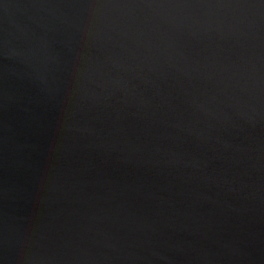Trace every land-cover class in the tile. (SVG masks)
<instances>
[{"label": "water", "instance_id": "water-1", "mask_svg": "<svg viewBox=\"0 0 264 264\" xmlns=\"http://www.w3.org/2000/svg\"><path fill=\"white\" fill-rule=\"evenodd\" d=\"M0 264H264V0H0Z\"/></svg>", "mask_w": 264, "mask_h": 264}]
</instances>
